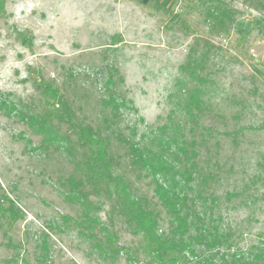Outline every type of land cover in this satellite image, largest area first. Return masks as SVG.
Masks as SVG:
<instances>
[{
	"label": "rangeland",
	"instance_id": "1",
	"mask_svg": "<svg viewBox=\"0 0 264 264\" xmlns=\"http://www.w3.org/2000/svg\"><path fill=\"white\" fill-rule=\"evenodd\" d=\"M206 39L205 109L188 130L179 112L194 82L184 64ZM47 84L108 142L115 172L160 212V233L172 219L150 179L133 175L116 133L143 145L176 110L211 173L215 202L204 192L199 212L229 233L232 250L264 247V0H0V264H168L171 253L153 258L119 217L118 254L79 225L83 207L67 181L81 173L79 155L35 120L56 107L46 102ZM112 95L129 106L115 111L105 103ZM90 198L108 223L110 201ZM11 200L21 211L13 222ZM180 256L177 264H196Z\"/></svg>",
	"mask_w": 264,
	"mask_h": 264
},
{
	"label": "trees",
	"instance_id": "2",
	"mask_svg": "<svg viewBox=\"0 0 264 264\" xmlns=\"http://www.w3.org/2000/svg\"><path fill=\"white\" fill-rule=\"evenodd\" d=\"M224 13L228 17L231 15L227 11ZM221 15L218 25L226 30L223 12ZM204 44L205 51L200 53L197 48H192L189 60L184 64V71L194 82L184 89L185 98L179 112L190 120L188 130L196 128L205 109L204 84L210 82V78L207 79L204 70L213 44L207 39ZM43 92L47 96V104L56 107L38 114L35 120L46 129V136L62 139L79 155L81 173L70 175L68 186L83 207L79 225L89 230L88 234L94 237L101 249L118 254L124 248L116 244L118 237L114 226L119 217L133 234L142 237L153 258L160 257L158 252L171 253L168 264H177L182 253L195 257L196 264H264V247L252 248L248 252L232 250L229 233H223L199 212L198 198L210 191L207 178L211 173L206 174L202 169L198 142L188 136L186 120L175 119L176 110L171 113L170 124L160 126L143 145L123 133H116V138L127 146L133 175L136 179H150L154 194L172 219L169 232L160 233V212L148 198L133 192L131 180L126 175L115 172L116 157L109 152L108 142L100 132L78 119L57 87L47 84L43 86ZM105 103L112 105L115 111L129 106L125 101L118 102L113 95ZM91 193L110 201L108 223L98 218L97 212L102 205L90 198ZM213 193L212 190L209 195L215 202ZM8 209L12 222L20 217L21 211L12 200ZM97 227L105 235L104 239L98 237ZM25 262L28 264L27 260Z\"/></svg>",
	"mask_w": 264,
	"mask_h": 264
}]
</instances>
